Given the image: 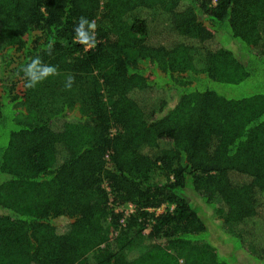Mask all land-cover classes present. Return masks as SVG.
<instances>
[{"label":"trees","instance_id":"16d2710c","mask_svg":"<svg viewBox=\"0 0 264 264\" xmlns=\"http://www.w3.org/2000/svg\"><path fill=\"white\" fill-rule=\"evenodd\" d=\"M0 134V264L263 263L264 0H0Z\"/></svg>","mask_w":264,"mask_h":264},{"label":"clouds","instance_id":"9594fccd","mask_svg":"<svg viewBox=\"0 0 264 264\" xmlns=\"http://www.w3.org/2000/svg\"><path fill=\"white\" fill-rule=\"evenodd\" d=\"M97 29L98 25L95 19L90 20L85 16H80L73 28V43L81 45L85 52L95 49L99 43ZM53 50L54 44L51 42L44 49L48 56L52 55ZM21 71L24 74L25 87L28 89H34L50 77L60 75L58 67L45 63L39 53L30 57L28 62L21 67ZM74 83L75 77L72 74H67L64 79L65 89L71 90Z\"/></svg>","mask_w":264,"mask_h":264},{"label":"rangeland","instance_id":"374dc122","mask_svg":"<svg viewBox=\"0 0 264 264\" xmlns=\"http://www.w3.org/2000/svg\"><path fill=\"white\" fill-rule=\"evenodd\" d=\"M214 3H215V0H214ZM156 36V35H155ZM156 38V37H155ZM17 89L19 90V91H24L25 90V86H24V84L23 83H21V84H19V85H17ZM245 89H249V87H246ZM46 99V98H45ZM46 102H48L49 103V101L46 99ZM50 104V103H49ZM78 113V112H77ZM0 137H3V135H1L0 134ZM3 139L2 138H0V141H2ZM62 153V152H61ZM63 154V153H62ZM237 244H236V249H238L237 248ZM240 257V258H239ZM227 258H229L228 256H227ZM235 258H236V260H239V262H238V264H264V262L262 263V262H256V261H254L253 259H251V257L250 256H247V255H245V254H243V255H238V256H235ZM232 260H235L234 259V256L233 257H231V259H230V261H232ZM254 261V262H253ZM231 264V263H230Z\"/></svg>","mask_w":264,"mask_h":264},{"label":"built area","instance_id":"2783aa9c","mask_svg":"<svg viewBox=\"0 0 264 264\" xmlns=\"http://www.w3.org/2000/svg\"><path fill=\"white\" fill-rule=\"evenodd\" d=\"M104 187L110 196V203L109 204L111 207H114L113 197L111 196V189L109 188V186L107 184H105ZM165 208H166V206H163L162 208L158 209L157 213H162ZM115 210H116V212H118V211L124 212L125 215H124V218L122 220V222H124V219L134 212V206L129 204V205H127V207H124V206L123 207H115Z\"/></svg>","mask_w":264,"mask_h":264}]
</instances>
